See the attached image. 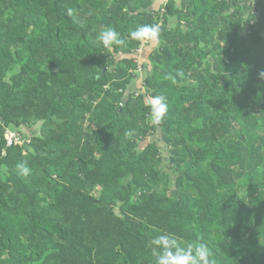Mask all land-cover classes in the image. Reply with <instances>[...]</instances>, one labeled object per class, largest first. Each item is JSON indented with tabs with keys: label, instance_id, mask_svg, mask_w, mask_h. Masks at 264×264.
<instances>
[{
	"label": "trees",
	"instance_id": "obj_1",
	"mask_svg": "<svg viewBox=\"0 0 264 264\" xmlns=\"http://www.w3.org/2000/svg\"><path fill=\"white\" fill-rule=\"evenodd\" d=\"M262 74L264 0H0V264H264Z\"/></svg>",
	"mask_w": 264,
	"mask_h": 264
},
{
	"label": "clouds",
	"instance_id": "obj_2",
	"mask_svg": "<svg viewBox=\"0 0 264 264\" xmlns=\"http://www.w3.org/2000/svg\"><path fill=\"white\" fill-rule=\"evenodd\" d=\"M66 15L73 17L74 10L66 9ZM130 36L132 40L142 43L156 42L160 36V26L158 24H141L130 32ZM97 40L109 52L112 51L113 45H124L126 42L113 28H105L100 31ZM171 78L169 77V79ZM145 106L150 110L152 123L157 125L162 123L169 111L167 102L161 96L148 98L145 101ZM125 135L131 138L134 133L127 131ZM16 168L17 174L21 177H27L32 173L26 162L17 163ZM151 244L155 264H217L212 249L202 241L196 244L182 245L174 234H159L152 239Z\"/></svg>",
	"mask_w": 264,
	"mask_h": 264
},
{
	"label": "built area",
	"instance_id": "obj_3",
	"mask_svg": "<svg viewBox=\"0 0 264 264\" xmlns=\"http://www.w3.org/2000/svg\"><path fill=\"white\" fill-rule=\"evenodd\" d=\"M14 134H8V142H9V144H11L13 141H14Z\"/></svg>",
	"mask_w": 264,
	"mask_h": 264
},
{
	"label": "rangeland",
	"instance_id": "obj_4",
	"mask_svg": "<svg viewBox=\"0 0 264 264\" xmlns=\"http://www.w3.org/2000/svg\"><path fill=\"white\" fill-rule=\"evenodd\" d=\"M142 144H145V142H143ZM99 194V193H98Z\"/></svg>",
	"mask_w": 264,
	"mask_h": 264
}]
</instances>
